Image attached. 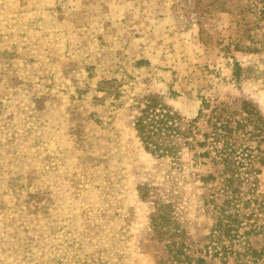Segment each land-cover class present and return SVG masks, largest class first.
Returning a JSON list of instances; mask_svg holds the SVG:
<instances>
[{
    "label": "rangeland",
    "instance_id": "1",
    "mask_svg": "<svg viewBox=\"0 0 264 264\" xmlns=\"http://www.w3.org/2000/svg\"><path fill=\"white\" fill-rule=\"evenodd\" d=\"M263 7L0 0V264H157L167 238L154 229L158 203L169 204L187 244L205 240L214 185L197 174L215 166L194 164L180 139V168L147 152L134 121L150 95L182 127L203 100L233 119L247 100L264 118Z\"/></svg>",
    "mask_w": 264,
    "mask_h": 264
},
{
    "label": "trees",
    "instance_id": "2",
    "mask_svg": "<svg viewBox=\"0 0 264 264\" xmlns=\"http://www.w3.org/2000/svg\"><path fill=\"white\" fill-rule=\"evenodd\" d=\"M144 98L134 127L147 152L168 158L180 168V147L175 141L180 139L191 151L194 164L209 160L216 168L215 173L197 174L202 182L210 180L214 185L210 193L214 224L205 240L187 244L183 229L170 217L169 204H157L154 229L167 235L166 256L157 264H228L229 259L236 264H262L264 242L257 248L253 239L261 236L264 240V193L255 187L257 165L264 164V118L247 100L242 101L243 115L237 119L226 107L210 108L203 100L197 116L182 127L179 114L157 95ZM209 108L210 129L201 132L197 121ZM143 195H148L147 190Z\"/></svg>",
    "mask_w": 264,
    "mask_h": 264
}]
</instances>
